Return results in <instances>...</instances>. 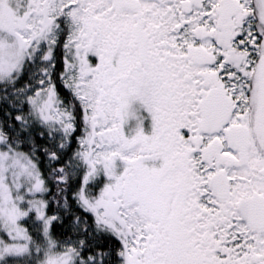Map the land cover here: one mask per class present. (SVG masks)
Listing matches in <instances>:
<instances>
[{"label":"snow or ice","instance_id":"6c2138e0","mask_svg":"<svg viewBox=\"0 0 264 264\" xmlns=\"http://www.w3.org/2000/svg\"><path fill=\"white\" fill-rule=\"evenodd\" d=\"M0 264H264V0H0Z\"/></svg>","mask_w":264,"mask_h":264}]
</instances>
